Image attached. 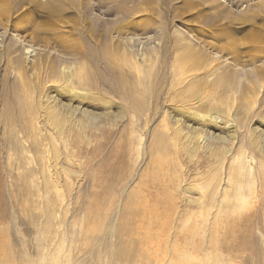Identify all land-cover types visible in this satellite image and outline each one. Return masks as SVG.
<instances>
[{
    "label": "rangeland",
    "instance_id": "obj_1",
    "mask_svg": "<svg viewBox=\"0 0 264 264\" xmlns=\"http://www.w3.org/2000/svg\"><path fill=\"white\" fill-rule=\"evenodd\" d=\"M0 264H264V0H0Z\"/></svg>",
    "mask_w": 264,
    "mask_h": 264
},
{
    "label": "bare ground",
    "instance_id": "obj_2",
    "mask_svg": "<svg viewBox=\"0 0 264 264\" xmlns=\"http://www.w3.org/2000/svg\"><path fill=\"white\" fill-rule=\"evenodd\" d=\"M158 159H159V158H158ZM161 159H162V158H161ZM161 159H160V160H161ZM157 161H158V160H157ZM158 162H159V161H158ZM162 162H163V161H162ZM159 164H160V163H159Z\"/></svg>",
    "mask_w": 264,
    "mask_h": 264
}]
</instances>
